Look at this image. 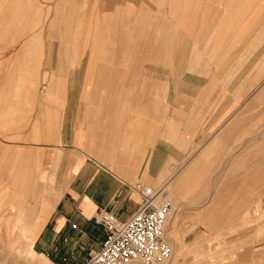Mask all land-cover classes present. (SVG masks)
I'll return each mask as SVG.
<instances>
[{
    "label": "crops",
    "instance_id": "crops-1",
    "mask_svg": "<svg viewBox=\"0 0 264 264\" xmlns=\"http://www.w3.org/2000/svg\"><path fill=\"white\" fill-rule=\"evenodd\" d=\"M138 185L179 264H264V0H0V196L37 254L86 264Z\"/></svg>",
    "mask_w": 264,
    "mask_h": 264
},
{
    "label": "built area",
    "instance_id": "built-area-1",
    "mask_svg": "<svg viewBox=\"0 0 264 264\" xmlns=\"http://www.w3.org/2000/svg\"><path fill=\"white\" fill-rule=\"evenodd\" d=\"M136 190L143 203L130 219L123 221L104 209L97 213L105 238L86 264H172L174 252L167 238L172 207L160 202V190L146 185Z\"/></svg>",
    "mask_w": 264,
    "mask_h": 264
},
{
    "label": "rangeland",
    "instance_id": "rangeland-1",
    "mask_svg": "<svg viewBox=\"0 0 264 264\" xmlns=\"http://www.w3.org/2000/svg\"><path fill=\"white\" fill-rule=\"evenodd\" d=\"M44 80L47 81L48 77H45ZM1 188L3 191L2 196H0V264H27L25 258L31 255L32 252L26 247L25 240L21 236L22 234L19 231L15 234L9 232L12 225L8 221L17 213V210L13 207L14 205L10 204L12 192L10 189H7L9 187ZM35 198L37 199V196ZM28 203L29 205H33L35 202L28 201ZM173 252L172 264H179L178 253ZM32 256L34 257L32 264H47L37 253H32Z\"/></svg>",
    "mask_w": 264,
    "mask_h": 264
},
{
    "label": "bare ground",
    "instance_id": "bare-ground-1",
    "mask_svg": "<svg viewBox=\"0 0 264 264\" xmlns=\"http://www.w3.org/2000/svg\"><path fill=\"white\" fill-rule=\"evenodd\" d=\"M23 178V177H22ZM25 179V178H24ZM26 180V179H25ZM30 180V179H28ZM29 182V181H27ZM26 184V183H25ZM21 185V184H20ZM28 185V184H27ZM26 185V186H27ZM30 185V184H29ZM28 185V186H29ZM33 184H31L30 186H32ZM19 186V185H18ZM27 186V187H28ZM15 187V186H13ZM26 187V188H27ZM16 188V187H15ZM21 189V188H20ZM26 190V189H24ZM30 190V189H29ZM22 191V190H21ZM23 193V192H22ZM25 193V192H24ZM23 193V194H24ZM25 195V194H24ZM30 195V194H29ZM10 204L16 205L18 208V213L15 214L11 220L8 221V223H10L12 226L9 229V232L11 234H15L17 231H19L22 235V237L25 240V245L27 248H29V250L34 254L37 253L36 250L33 247V240H34V235L32 234V227L27 225V220L29 219V215L30 212L27 209L26 206V201L24 200V197H17L15 196L12 201L10 202ZM36 229V228H35ZM31 255H28L27 258H25V262L27 264H32L34 257ZM45 263L50 264L49 262H47V260H44ZM132 264H141V263H132Z\"/></svg>",
    "mask_w": 264,
    "mask_h": 264
}]
</instances>
